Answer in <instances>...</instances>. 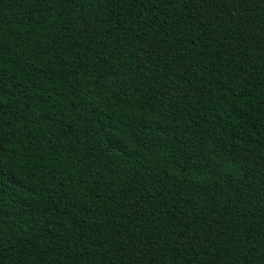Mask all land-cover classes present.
Returning a JSON list of instances; mask_svg holds the SVG:
<instances>
[{"label":"trees","instance_id":"1","mask_svg":"<svg viewBox=\"0 0 264 264\" xmlns=\"http://www.w3.org/2000/svg\"><path fill=\"white\" fill-rule=\"evenodd\" d=\"M0 264H264V0H0Z\"/></svg>","mask_w":264,"mask_h":264}]
</instances>
